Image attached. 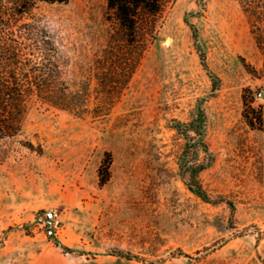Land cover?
<instances>
[{"label": "rangeland", "instance_id": "rangeland-1", "mask_svg": "<svg viewBox=\"0 0 264 264\" xmlns=\"http://www.w3.org/2000/svg\"><path fill=\"white\" fill-rule=\"evenodd\" d=\"M106 1L33 9L68 81L106 39ZM261 65L237 0H171L105 118L34 100L0 139V264H264V130L242 117L244 89L264 102L248 68ZM199 115L201 193L185 181V123Z\"/></svg>", "mask_w": 264, "mask_h": 264}, {"label": "trees", "instance_id": "trees-1", "mask_svg": "<svg viewBox=\"0 0 264 264\" xmlns=\"http://www.w3.org/2000/svg\"><path fill=\"white\" fill-rule=\"evenodd\" d=\"M38 2L68 0H0V139L20 132L34 100L78 117L109 115L155 40L171 0H107L106 39L77 83L65 78L62 49L33 14ZM237 2L262 56L261 68L249 66V72L264 81V0ZM254 101L251 89H244L242 117L250 128L262 131L264 102L254 105ZM201 128L200 115L185 123V181L198 193L202 192L198 172L210 160L208 147L200 138ZM110 162L107 154L101 183L109 178Z\"/></svg>", "mask_w": 264, "mask_h": 264}, {"label": "water", "instance_id": "water-1", "mask_svg": "<svg viewBox=\"0 0 264 264\" xmlns=\"http://www.w3.org/2000/svg\"><path fill=\"white\" fill-rule=\"evenodd\" d=\"M259 97L264 98V92H263V91H261V92L259 93ZM51 216H52V214H49V217H51Z\"/></svg>", "mask_w": 264, "mask_h": 264}]
</instances>
